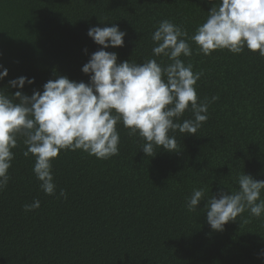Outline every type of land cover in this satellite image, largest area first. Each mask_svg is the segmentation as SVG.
Instances as JSON below:
<instances>
[{"label":"trees","instance_id":"1","mask_svg":"<svg viewBox=\"0 0 264 264\" xmlns=\"http://www.w3.org/2000/svg\"><path fill=\"white\" fill-rule=\"evenodd\" d=\"M219 0H0V65L8 74L0 89L42 91L50 79L66 76L87 83L81 69L100 46L90 27L115 24L126 33L118 63L152 57L151 35L161 20L182 25L189 37ZM191 43V41H190ZM181 57L202 72L196 91L210 101L208 120L196 135L170 132L177 152L156 148L143 153L144 140L129 136L122 124L118 155L97 159L80 150L61 151L52 161L57 196L39 187L18 138L0 191V264H264V215L245 211L214 231L206 220V200L195 212L186 208L193 189L205 199L238 190L244 173L264 180V57L216 50ZM85 49L87 50L85 52ZM34 78L22 89L8 81ZM192 118L186 111L181 118ZM64 189L67 198H57ZM264 199V191L261 193ZM40 201L25 212L23 205Z\"/></svg>","mask_w":264,"mask_h":264},{"label":"clouds","instance_id":"2","mask_svg":"<svg viewBox=\"0 0 264 264\" xmlns=\"http://www.w3.org/2000/svg\"><path fill=\"white\" fill-rule=\"evenodd\" d=\"M207 13L206 20L190 37L182 25L171 20L158 23L151 35L152 57L167 58L169 63L155 58L118 63L117 53L105 49L123 47L126 33L115 24L93 26L87 35L100 49L81 69L89 76L87 83L58 76L30 96L20 90L9 95L0 89V191L8 184L12 149L20 137L26 145L23 155L35 158L33 172L40 189L50 196H57L52 161L60 152L80 150L97 159L118 155V124L128 130L129 136L138 135L144 140L140 149L147 157L155 156L156 148L177 152L176 138L169 133L179 130L196 135L209 118V103L218 99L198 98L195 86L203 73L193 72V65L181 58L193 55L191 44L205 56L216 50L240 54L247 49L264 57V0H219ZM7 74L8 70L0 65V80ZM25 83H34V78H15L8 81L7 87L22 89ZM186 111L192 113V118L180 122ZM237 183L238 190H221L207 199L203 188L193 189L187 210L195 212L206 200L207 223L218 232L245 211L260 218L264 215V180L241 173ZM57 198H67L64 189ZM39 207V200L23 205L25 212Z\"/></svg>","mask_w":264,"mask_h":264}]
</instances>
